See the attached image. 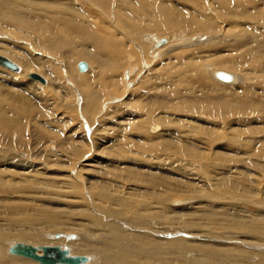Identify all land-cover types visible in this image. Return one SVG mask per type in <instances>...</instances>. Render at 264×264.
I'll return each mask as SVG.
<instances>
[{"label": "rangeland", "instance_id": "1", "mask_svg": "<svg viewBox=\"0 0 264 264\" xmlns=\"http://www.w3.org/2000/svg\"><path fill=\"white\" fill-rule=\"evenodd\" d=\"M36 5L44 8L36 26L0 23V54L55 56L57 71L36 72L48 80L44 87L32 72L0 66V228L57 224L63 229L49 228L46 240L62 237L68 247L113 239L112 226L168 253L165 264L183 263L167 243L178 239L192 244L189 261L206 259L196 248L205 244L207 251L241 248L247 264H258L264 234L252 231L264 230V0ZM32 9L23 7L24 16ZM157 37L166 44L157 47ZM46 42L60 44V53ZM79 62L89 64L86 74ZM221 70L231 81L215 76ZM13 238L1 244L47 246Z\"/></svg>", "mask_w": 264, "mask_h": 264}, {"label": "bare ground", "instance_id": "2", "mask_svg": "<svg viewBox=\"0 0 264 264\" xmlns=\"http://www.w3.org/2000/svg\"><path fill=\"white\" fill-rule=\"evenodd\" d=\"M24 1L23 0H0V23H2L4 25L6 24V26H8V27L9 26H17V25H19L21 27L22 25H20V24L28 25V24H31V23L32 24H35V26H36V23L35 22L38 19L37 18L38 17V13H39L38 11H40L41 16H44V12H42V10L44 8H42V10H39L40 8L37 9L38 8V5H39V4L36 5V1L37 0L31 1V2H28V1H25L24 2ZM3 3H4V6H3ZM144 4L145 3H142V5L146 7V5H144ZM142 5H141V7H142ZM10 6H11V8H10ZM34 6L35 7L37 6V8H35ZM23 7L24 8H29V9L30 8H33L32 9L33 13L34 12H37V13H34L33 14L31 12L32 14H30V15L27 14V16H24V11L22 10ZM145 7H143V8H145ZM7 10H9V11H7ZM131 10H132V8H131ZM153 10H154V8H153ZM197 13H199V11ZM159 14L161 15L162 12L161 13L159 12ZM210 14H211V12H210ZM40 19H42V18H40ZM201 21H200V25L199 26H200V28L201 27L204 28L203 26H201ZM259 21H260V19H259ZM203 23H205V22L202 21V24ZM160 25H161V23H160ZM204 26H206V25H204ZM153 27H154V25H153ZM208 27L209 26H207V29H208ZM204 29H206V28H204ZM157 38H153V39H156V41H157V47H160V46L162 47V45L166 44V41L161 40L162 38H158V39ZM10 39L13 40V38H10ZM239 39L241 40L243 38H239ZM142 41L143 40H141V42ZM0 42H3V41L0 40ZM0 45H2V44H0ZM242 46H244V45H242ZM168 47H169V45H168ZM0 48H2V47L0 46ZM46 48L48 49V51L52 50L51 51L52 54H53V51H54V54H55V52H56V54L57 53L59 54L60 53L59 51L61 49V45L58 44V43L51 44L49 42H46ZM163 48H165V47H163ZM6 50L7 49H5L3 51V55L0 54V56L7 58L11 62L14 61V62H17L18 64L24 65L23 66L24 71H23L22 70V67L20 65H18V64L15 63L17 66L20 67V72L15 73L14 71H12V70H10V69H8L6 67H3L0 64L1 67H3L4 69H7L8 71H11L14 74H18V73L20 74V73H22V75H20V76H27L28 75V72H32V74H37L36 72H39V73L44 74V76L47 78L49 76L53 77V75H55L54 72H57L56 69H54L53 63L51 64V62H50V61L54 60L53 58L55 56H53V58L51 60H46L45 61L43 59L42 60H38V59L31 58V57L25 55V52L24 53H20V54H23L21 57L20 56L19 57H17V56L15 57V56H13V54H10L9 51H6ZM154 50H156V46L154 47ZM6 54H8L9 57L6 56ZM50 56H52V55H50ZM57 59H58V57H57ZM79 63H81V62H79ZM79 63L76 65L77 69H78ZM85 63L88 65V70L85 73H82L81 72V74H86L89 71V69H90L89 64L87 62H85ZM38 68H40V69H38ZM215 69H217V68H215ZM216 71H218V69ZM223 71L228 72L227 70H223ZM223 71L222 72H216L215 73V76L217 78H220V79H223V80H227L226 82H228L230 80V78H229L228 74L225 73V72H223ZM78 72H79V69H78ZM38 75H40V74H38ZM30 76L31 75H29V78L31 79ZM40 76H42V75H40ZM44 76H42V77L45 78ZM46 78H45V80L47 81V84H43V83H41L39 81H35L33 79H31V80H33L34 82H38L42 86L44 85V87H48L49 86V82H48V80ZM50 79H52V78H50ZM232 79L234 80V78H232ZM52 80H54V79H52ZM91 103H92V101H91ZM94 104H95V102H94ZM92 106H93V104H92ZM9 123H11V122H9ZM186 221H188V219ZM234 221H236V220H234ZM239 222H241V223H239V225L242 224V221H239ZM46 224L47 223H43V224H41L38 227H33V226L31 227V225H30L28 228H26L25 230H23L21 232H7V233H5L3 231V229L0 228V264H33V263H30L31 261L30 262L29 261H24V260L22 261V260L16 259L15 257H10L8 255V253H9L11 256H17V255L12 254L10 252V249L14 245L11 247L12 244H10L8 246H6L4 244L6 246L5 247V246H3L1 244V242L4 241V240H8L12 236L13 237H17L15 239H17V240L20 239L21 241H25L26 243L27 242L28 243H32V244L35 243L34 245L39 244V243L42 242L41 244H45L47 246L48 245H51V247H60L62 249H68L70 251V256L84 255V254L85 255L86 254H88V255L95 254L105 264H153V263L165 264L168 261V259L166 260V257H165L168 253H165V252L160 251L155 245L149 244L145 240H135L133 238H130V239L126 240L124 238L125 233L122 230H120V229H118L116 227H112L111 226V228L113 229V233H114L113 234V239L112 238H107L105 240H102L101 242H94L92 238H90V237L87 238L86 237V240L84 242H80V243H77V242H74V243L69 242L68 247H67V246H62V244L68 243L62 237L60 239H56V240L55 239H53V240H46V234L49 232L48 231V230H50L49 228L53 227V230L54 231H60V230L63 229V227H59L57 224H51V225L50 224H47L46 225ZM47 226H49V227H47ZM89 231L91 233V230H89ZM252 233H253V235L259 234L260 236H262L264 234V230H262L260 227L259 228L255 227V228H253ZM251 234H249V235H251ZM70 239H73V238H70ZM6 242H8V241H6ZM167 243L172 244L173 246L176 247V249L178 251V254H177V257L176 258L178 260H180V261L182 260V262L184 264H247L246 262L248 260V255H249L248 253H246L247 251H243V250H241V248L227 249V248H223V247H220V246H214V248L212 250L207 251V250L210 249V248L209 249L207 248L209 246L203 244V245H200V246L198 245L196 248L199 251H201V252L204 251V253L207 256L206 259H204V260H190L189 261V260L186 259V253H188L189 251H192L193 250L191 248V246H190L192 244H190L189 241H187L185 239H178V240L168 241ZM55 245H57V246H55ZM43 247H46V246H38L37 247L39 249V251H38L39 254H43V252L41 250ZM69 247H71V250H70ZM201 248L202 249L205 248V249H203V251H202ZM167 256L169 257V254ZM17 257H21V256H17ZM86 257L88 258V260H87V262H85L83 264H90L92 262V258H90L89 256H86ZM22 258H24V257H22ZM25 259H28V258H25ZM171 259L174 260L173 258H171ZM36 263H38V262H36ZM168 263H169V261H168ZM179 263L175 262V264H179ZM183 263H181V264H183ZM38 264H40V263H38ZM258 264H264V254L260 255L259 260H258Z\"/></svg>", "mask_w": 264, "mask_h": 264}, {"label": "water", "instance_id": "3", "mask_svg": "<svg viewBox=\"0 0 264 264\" xmlns=\"http://www.w3.org/2000/svg\"><path fill=\"white\" fill-rule=\"evenodd\" d=\"M0 64L14 72H20V67L5 57L0 56ZM78 69L80 72L85 73L88 70V65L85 62H81L78 65ZM30 77L35 81L47 84L45 78L38 74H31ZM41 250L43 254L38 253L39 249L37 247L17 243L10 249V252L40 264H83L88 260L86 256H70L68 249H62L60 247L46 246Z\"/></svg>", "mask_w": 264, "mask_h": 264}]
</instances>
